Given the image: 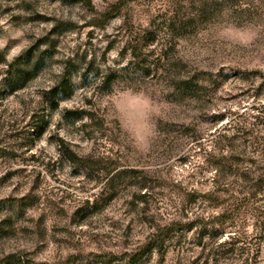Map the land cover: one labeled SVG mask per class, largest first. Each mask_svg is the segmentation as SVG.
I'll return each mask as SVG.
<instances>
[{"label": "rangeland", "instance_id": "obj_1", "mask_svg": "<svg viewBox=\"0 0 264 264\" xmlns=\"http://www.w3.org/2000/svg\"><path fill=\"white\" fill-rule=\"evenodd\" d=\"M201 1L0 0V264H264V0Z\"/></svg>", "mask_w": 264, "mask_h": 264}, {"label": "trees", "instance_id": "obj_2", "mask_svg": "<svg viewBox=\"0 0 264 264\" xmlns=\"http://www.w3.org/2000/svg\"><path fill=\"white\" fill-rule=\"evenodd\" d=\"M233 2H235V1L234 0H205V1H201L199 4L200 12L207 13L209 11L215 10L218 7V5L231 4ZM193 17H195V16L194 15H191V16L183 15L180 19H177V21H174L170 18L165 23V28H166L167 32H169V33H173L176 30L180 34H183L184 32H186L187 28H189V26L191 25V22L194 21ZM3 61H4L3 55L0 53V62H3ZM9 66H11V64H9ZM103 82H105V81H103ZM182 86H183L182 90H187V89L191 88L192 85L190 84V82L184 81V85H182ZM49 92L53 96L57 95L58 94L57 86L52 87ZM42 130H43L42 127L39 128V132ZM150 240L151 241L149 243V248H153L155 246L153 243L155 238L150 239Z\"/></svg>", "mask_w": 264, "mask_h": 264}]
</instances>
